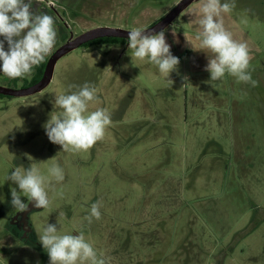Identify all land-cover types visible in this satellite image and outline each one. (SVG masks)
I'll use <instances>...</instances> for the list:
<instances>
[{
	"label": "rangeland",
	"instance_id": "rangeland-1",
	"mask_svg": "<svg viewBox=\"0 0 264 264\" xmlns=\"http://www.w3.org/2000/svg\"><path fill=\"white\" fill-rule=\"evenodd\" d=\"M178 1L146 0L135 26L147 27ZM200 2L165 28L180 61L168 77L173 83L147 59H135L128 42L102 44L60 58L44 90L0 97V209L12 189L19 191L7 180L14 167L34 166L49 177L58 164L65 176L51 180L49 207L30 214L32 243L15 245L0 264H50L38 238L48 223L61 235L83 232L106 264H264V137L256 136L263 125L255 117L264 97V0H234L222 13L226 30L249 46L255 87L227 73L210 80L211 53L195 39ZM48 14L57 32L52 52L89 27L61 8ZM7 80L0 72V85L9 86ZM26 80L11 85L21 88ZM86 82L99 99L85 115L106 109L112 123L87 152H64L44 125L62 112L55 97ZM98 200L101 218L89 222Z\"/></svg>",
	"mask_w": 264,
	"mask_h": 264
},
{
	"label": "clouds",
	"instance_id": "clouds-1",
	"mask_svg": "<svg viewBox=\"0 0 264 264\" xmlns=\"http://www.w3.org/2000/svg\"><path fill=\"white\" fill-rule=\"evenodd\" d=\"M235 7L234 0H201L193 14H199L198 24L201 31L195 39L199 49H206L211 55L205 71L210 73V80L222 79L225 74L232 75L240 82L250 83L253 87L257 81L252 79L248 70L250 51L246 42H239L226 30L222 13H229ZM165 29L152 34L135 28L128 32V47L133 50V57L140 61L145 59L156 65L166 79L177 70L179 58L170 51L166 42ZM175 35V33H173ZM57 32L54 19L48 14H35L31 0H0V72L11 79L30 76L34 66H38L48 56L55 45ZM5 41L8 50H5ZM187 41V40H186ZM188 42V41H187ZM189 43V42H188ZM200 51V50H196ZM171 83L173 81L168 79ZM70 94L55 97L54 106L62 109L60 116H52L44 125L50 142L60 145L64 152H87L98 141L103 140L112 120L106 109L88 112L89 103L96 100V89L85 83ZM8 181L18 186L11 190V207L18 212H26L29 204L38 209L49 207L48 188L51 180L59 183L65 179L63 169L52 165L45 177L37 167L25 169L23 165L13 168ZM27 198V203L21 197ZM101 202L91 205L90 216L99 220ZM59 215L65 216L64 212ZM39 241L49 256L50 264H106L105 259L98 258L92 244L86 242L83 232L78 235L59 234L57 225L48 223ZM103 254H101L102 257Z\"/></svg>",
	"mask_w": 264,
	"mask_h": 264
},
{
	"label": "crops",
	"instance_id": "crops-1",
	"mask_svg": "<svg viewBox=\"0 0 264 264\" xmlns=\"http://www.w3.org/2000/svg\"><path fill=\"white\" fill-rule=\"evenodd\" d=\"M161 1H166L165 3H168L169 0ZM25 2L27 3L28 0H25ZM31 3L32 11L35 14H48L50 7L51 9L61 8L65 10L68 16L71 17L73 23L89 26L85 31L98 25L117 26L127 29L138 28L139 26H135V23L138 17L144 14V10L146 9V0H31ZM97 21H99V23H95ZM152 23H148L147 26ZM145 27L146 26L140 28ZM4 79H8L6 82L12 80L6 75H4ZM258 104H256L258 110L256 109L255 117L259 116L261 118L260 124L263 125V129H259L256 136L264 137V97H259ZM5 216L6 215H4V217ZM1 227L2 224L0 223V230ZM16 245L18 246V244ZM23 245L25 244H20L22 247ZM14 246L15 242L10 235L0 239V261L3 258H9V253L13 250Z\"/></svg>",
	"mask_w": 264,
	"mask_h": 264
},
{
	"label": "water",
	"instance_id": "water-1",
	"mask_svg": "<svg viewBox=\"0 0 264 264\" xmlns=\"http://www.w3.org/2000/svg\"><path fill=\"white\" fill-rule=\"evenodd\" d=\"M195 0H179L178 3L171 8L164 16L155 21L151 25L141 29L149 33L155 34L161 29L167 28L190 4ZM131 29L115 26H97L90 28L78 36H72L62 46L55 49L47 59V64L41 79L32 85L21 88L7 85H0V94L9 97H23L35 94L44 90L52 81L56 63L60 58L72 52L73 50L83 46L84 44L105 37H120L128 40V32Z\"/></svg>",
	"mask_w": 264,
	"mask_h": 264
},
{
	"label": "flooded vegetation",
	"instance_id": "flooded-vegetation-1",
	"mask_svg": "<svg viewBox=\"0 0 264 264\" xmlns=\"http://www.w3.org/2000/svg\"><path fill=\"white\" fill-rule=\"evenodd\" d=\"M9 196L5 205L2 206L0 209V218H3V214H7L9 216L8 221L6 224L2 225L0 230V239L4 236H9L13 239L16 244H31L32 241L29 239L31 234L33 233L32 226L30 223V214L33 211L39 210L35 208L31 204H29V209L26 212H18L17 209L11 207L10 200H11V192L8 193ZM22 201L28 202L26 197H21ZM11 213V215L9 214ZM6 215V216H7ZM1 253V249H0Z\"/></svg>",
	"mask_w": 264,
	"mask_h": 264
},
{
	"label": "trees",
	"instance_id": "trees-1",
	"mask_svg": "<svg viewBox=\"0 0 264 264\" xmlns=\"http://www.w3.org/2000/svg\"><path fill=\"white\" fill-rule=\"evenodd\" d=\"M127 42H128V40L125 38L105 37V38H99V39L90 41V42L84 44L82 47H85L87 50L90 51L93 49V47H98L99 45H102V44L124 46L127 44ZM47 59H48V57L45 58V60L43 62H41L38 66L33 67L32 73L30 75L31 78H30V80H26L25 86L37 83L41 79V77L44 73L46 64H47ZM21 79H24V77L12 79L10 81L9 86H13L11 84H17V82H19ZM2 96H4V95L0 94V97H2Z\"/></svg>",
	"mask_w": 264,
	"mask_h": 264
}]
</instances>
